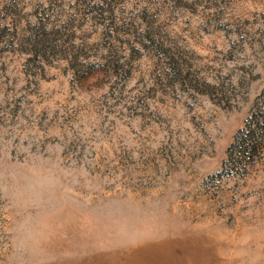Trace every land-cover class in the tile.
<instances>
[{"label": "rangeland", "instance_id": "obj_1", "mask_svg": "<svg viewBox=\"0 0 264 264\" xmlns=\"http://www.w3.org/2000/svg\"><path fill=\"white\" fill-rule=\"evenodd\" d=\"M0 264H264V0H0Z\"/></svg>", "mask_w": 264, "mask_h": 264}]
</instances>
